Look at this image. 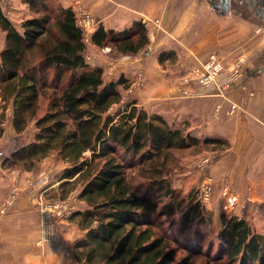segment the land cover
<instances>
[{"label": "trees", "instance_id": "16d2710c", "mask_svg": "<svg viewBox=\"0 0 264 264\" xmlns=\"http://www.w3.org/2000/svg\"><path fill=\"white\" fill-rule=\"evenodd\" d=\"M23 3L31 16L19 30L0 8V30L5 33L0 50V135L11 107L15 133L22 134L31 123L35 133L9 160L31 170L41 159L56 154L68 165L59 180V198L65 199L80 184L77 199L85 209L69 217L84 233L72 244L75 260L81 264H198L191 254L177 257L186 247L175 246L172 236L158 228L157 217L178 215L187 228L210 223L212 213L194 191L177 200L165 173L176 162V152H220L226 149V140L216 135L191 136L134 102L110 114V108L121 102L119 86L127 89L129 84L122 78L105 82L102 69L86 63L82 31L71 8L57 0ZM147 33L140 21L121 32L98 25L90 41L98 50L109 48L105 55L116 60L145 52ZM167 60H174L172 51L159 54L160 65ZM41 98L47 106L37 116ZM137 177L147 182L144 192ZM219 218L218 256L199 264H264V234L235 215Z\"/></svg>", "mask_w": 264, "mask_h": 264}, {"label": "crops", "instance_id": "0c3cea01", "mask_svg": "<svg viewBox=\"0 0 264 264\" xmlns=\"http://www.w3.org/2000/svg\"><path fill=\"white\" fill-rule=\"evenodd\" d=\"M57 1L65 8L73 2ZM78 1L105 30L121 32L135 21L146 26L149 45L144 55L128 59L124 56L113 61L90 43L86 46V63L101 68L102 77L110 81L122 78L129 86L136 71L141 70L145 86L133 90L126 96V101L134 102L136 107L149 114L162 116L191 136L216 135L225 139L227 147L224 151L210 153L215 155V160L204 170V179L211 183L213 196L219 204L225 201L224 191L236 196L233 215L248 221H264V0ZM11 12L16 19L23 15L30 17L23 0H11ZM167 51L174 53V60L160 65L158 56ZM210 56H216L225 70L240 64L239 85L227 92V100L217 95L180 96L181 77H190V71ZM119 91L125 92L122 85ZM230 104L236 105L233 112H230ZM1 127L0 209L5 191L15 179H19L24 193L6 212L0 211V254L20 251L26 254L28 264H47L44 245H34L35 240H40V218L24 178L47 172L50 176L54 169H50L49 164L55 161L54 158L61 162L63 171L68 165L55 154L41 159L31 170H4L1 162L8 154L3 152V147L16 138L21 141L24 132L16 135L10 117L5 118ZM33 136L28 138V143ZM186 166L183 164L174 178L178 187L201 181L197 171L187 172ZM50 180L49 177L46 183L43 182L45 191ZM56 184H50V187ZM247 196L249 201L245 202ZM79 230L73 233L74 240L80 237Z\"/></svg>", "mask_w": 264, "mask_h": 264}, {"label": "rangeland", "instance_id": "374dc122", "mask_svg": "<svg viewBox=\"0 0 264 264\" xmlns=\"http://www.w3.org/2000/svg\"><path fill=\"white\" fill-rule=\"evenodd\" d=\"M26 17L27 16L23 15L19 19L18 18L16 19L15 17H13V15L9 14L8 19L9 20L12 19L14 22H11V23L19 30L20 24L22 23V21L27 19ZM4 37H5V33L0 30V48H3L2 45L4 43ZM102 50H101V52H103ZM109 51H110V49H109ZM109 51H107V53ZM145 52H141V53H139V55L140 54L144 55ZM126 57L127 58H125V59L132 58V57H128V56H126ZM123 58H124V56H123ZM119 59H116V60H119ZM113 61H115V60H113ZM137 72L138 71H136V73ZM103 80L105 82L110 81L107 79V77H103ZM144 86L142 88H144ZM142 88H140V89H142ZM125 90L126 89H124V91ZM122 94L125 97L128 95L126 92H124ZM126 102L131 103L130 101H126ZM124 105H125V103L114 105L109 113L114 114L115 112L118 111V109L121 110ZM1 106H2V103L0 101V111H1ZM46 106H47V101L45 99L41 98L39 110L37 112V116H40L44 112V110L46 109ZM10 116H11V107H9L7 109L5 117H10ZM10 119H11V117H10ZM34 133H35V127L33 126V123H31L27 127V129L24 131V136H23V139H21V141L18 140V138H16L15 140H12L10 145L3 147V152L8 154L4 158V160H7L5 162V164L2 165V162H1L2 168L4 170H9L12 168H14V169H16V168L21 169L22 168V167H17L15 164H13L12 161L9 160L8 157L17 148L23 146L24 144H28V141H27L28 138L31 137L32 134L34 135ZM210 153H211V151H208L206 149H203L198 154H194L193 152H191V150L186 151V152H182V153L176 152L174 155V158H173V160H176V162H174L175 165L173 163L168 165L167 166L168 170L166 171L165 174L167 176L168 182L170 183L171 187L178 193L177 194V197H178L177 200H182L184 197H186L192 191L196 192V195L199 197V199L201 200L204 207L207 208L212 213L211 222L210 223H202V224L193 223V224L188 225L187 228H183V224H182L181 219L178 215L169 216V217H163V216L157 217L158 228H160L163 232H166L172 236V238L176 241L174 243L175 246L186 247V248L179 250L177 252V257L180 258V257L191 254L190 255L191 258L193 260H195L196 262L198 261L199 263L205 261L206 259H211V258L218 256L219 241L217 239V234H218V231H219V228L221 225L219 215L220 214H224L226 216L233 215L232 214L233 209L223 210V208H222L223 204L222 203L219 204V201L217 202L215 200V197L213 196V187H212V194H211V197L209 199V202H204L201 194L199 193V187L204 180V175H203L204 170H200L199 168H197L196 163L200 162L201 159L204 157H209ZM53 155H55V154H53ZM88 155H89V153L86 154V156H88ZM51 156H49L48 158H50ZM54 160L55 161H53L49 165H50V169H54V170L56 169V171L54 172V170H52L50 176H47L48 172L46 171L47 173H45L44 175H40V174L36 173L30 177L24 178L25 186L27 185L29 188V192L31 193V197H32L31 199L34 201V205H35L34 208L38 212V215L40 218V225H39L40 240L39 241L35 240L34 245L39 246V247H40V245H42V246L44 245V247H43V249H45L44 257H45V260H47L46 261L47 264H81L75 260L73 252L71 250V247H72V244L75 241H77L78 239H80L84 233L79 230V233L81 234L80 237L77 238L76 240L73 239L74 238L73 233L78 231V226L75 223V220L72 221L69 219L70 214H65L60 220H58V224H56L54 226L53 231L56 234V238L53 241H51V242L50 241L49 242L48 241H45V242L42 241L43 231H42L41 211L36 204V198L38 196H41L42 200L44 202L50 203L54 200L59 199V197L61 195V192L58 189V186H59V179L61 177L63 169L60 167L61 162H58L57 158H54ZM183 164H187V166L185 167V171L187 170V167H188L187 172L192 171V170L197 171L198 175L200 176L199 180H201V181L198 182L197 184L190 185V186L185 185V184H181L180 187L176 186L174 178L176 175L179 174L180 169L183 167ZM49 177L51 179L49 181L50 184H55V183H58V184L50 187V184L48 183L49 185H48L47 190L45 192H42L41 189H45L43 187H44L46 181L49 180ZM32 178H35V180H39V178L41 179V182L38 186L39 187L38 190L37 189L33 190L31 188L29 180ZM15 180H16V181H14L15 183L13 185H11L10 188H8V190L5 191V194H4V196H5L4 200H5L12 190H15L17 192V195L13 201L12 206L14 205L17 198L24 193V190L19 186V181H18L19 179H15ZM43 181L45 182L44 184H43ZM136 182H137V185L139 182H142V183H140V185L142 186L141 191L144 192L145 189L147 188V185H145V184H147V182L141 181L140 179H138V177L136 178ZM70 185L71 184L67 185V189L71 188ZM174 186H176V187H174ZM79 190H80V184H75L74 190L70 191L66 196V197H69V201L73 205V211L72 212H75L77 210H81V209L85 208V206L82 203H80V201H78V199H77V194H78ZM40 192H42V194H40ZM2 204H3V202H2ZM185 205H186V203L183 202L182 206H185ZM0 211L2 213H4L7 210L3 211L2 205H1ZM61 222H62V227L60 229L59 226H60ZM248 223L251 226H253V228L256 232L258 231V232L264 234V231H263L264 228H262L263 227L262 224L264 225V221H255L254 222L252 220H249ZM58 228L60 229V231L57 234ZM71 239H73V240H71ZM38 243H40V244L38 245ZM194 253H196V254H194ZM26 259H27L26 254L22 253L20 251L19 252H13V253L0 254V264H28V263H26ZM216 264H219V263H216Z\"/></svg>", "mask_w": 264, "mask_h": 264}, {"label": "built area", "instance_id": "2783aa9c", "mask_svg": "<svg viewBox=\"0 0 264 264\" xmlns=\"http://www.w3.org/2000/svg\"><path fill=\"white\" fill-rule=\"evenodd\" d=\"M0 8L4 16L8 18L11 14V0H0ZM71 10L74 13L76 23L82 31V40L85 46L91 43L90 36L94 29L98 26V21L91 15V13L83 7L78 0H73ZM102 53L109 51L108 48L102 50ZM86 59V56H85ZM199 66L190 71V77L183 75L180 79L181 87L179 88V94L185 98H197L201 96L217 95L227 100V92L236 87L238 80L241 79L240 64H236L232 68L225 70L222 63L216 56H210L209 59L198 64ZM145 85L144 74L139 70L135 74L133 83L125 90L127 94H130L134 89H140ZM241 84L240 86H242ZM244 88V87H243ZM126 97L122 95L120 104H126ZM113 108V107H112ZM110 108V110L112 109ZM236 109V105L230 104V112ZM109 110V112H110ZM219 110V106L216 107V111ZM111 114V113H110ZM215 160V155L210 154L209 157H204L200 162L196 163L197 168L205 170L210 167ZM41 179L35 180L32 178L29 180L31 188L33 190L39 189ZM44 182V181H43ZM45 192V189H41ZM40 192V194H42ZM199 193L202 196L204 202H209L212 194V185L205 178L199 187ZM17 195L15 190H12L8 197L3 201L2 210L9 209ZM225 201L223 202V210H231L236 205V196H231L227 191L223 192ZM248 196L245 198V202H248ZM36 204L41 211L42 220V241H53L56 238V234L53 228L58 224L65 214H70L73 211V205L69 201V197L65 199H57L50 203L44 202L41 196L36 198Z\"/></svg>", "mask_w": 264, "mask_h": 264}]
</instances>
